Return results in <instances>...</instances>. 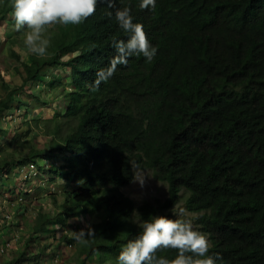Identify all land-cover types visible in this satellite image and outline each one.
<instances>
[{
	"label": "trees",
	"instance_id": "trees-1",
	"mask_svg": "<svg viewBox=\"0 0 264 264\" xmlns=\"http://www.w3.org/2000/svg\"><path fill=\"white\" fill-rule=\"evenodd\" d=\"M140 2L97 0L83 23L48 29L46 56L31 53L21 61L23 87L28 81L37 87L60 68L65 73L48 85L66 94L50 119L34 120L49 136L45 147L12 163L0 160L2 188L11 169L33 164L40 170L47 154L54 160L48 180L64 182L58 212L37 213L26 246L46 228L55 232L75 218L101 215L81 234L77 262L87 264L97 253L98 264H116L144 219L175 218L169 210L183 198L186 210L198 214L193 228L208 235L218 264H264V0H156L148 8ZM11 4H0V26L15 23ZM123 8L156 47L152 61L118 62L114 42L128 34L115 13ZM0 84L1 121L14 94L1 74ZM134 166L167 184L165 202L135 206L123 193ZM14 187L6 189L14 193ZM30 250L5 264H36L26 256ZM175 255L171 248L157 252L170 260Z\"/></svg>",
	"mask_w": 264,
	"mask_h": 264
},
{
	"label": "rangeland",
	"instance_id": "rangeland-1",
	"mask_svg": "<svg viewBox=\"0 0 264 264\" xmlns=\"http://www.w3.org/2000/svg\"><path fill=\"white\" fill-rule=\"evenodd\" d=\"M2 2L3 0H0V4ZM52 27L53 25L46 27L44 37L49 32L48 29ZM26 31V29L21 32L14 31V24L9 19L3 21L0 26V74L8 89L14 94L12 103L3 114V120L0 121V127L5 130V133L0 134V160H6L9 163H12L14 158L27 154L30 148L45 147L49 136L43 134L41 128L35 127L34 120L37 118L50 119L66 98L61 87L53 91V88H49L48 85L52 78L58 79L62 75L64 70L60 68L49 70L46 73L48 77L41 80L37 87L30 88L31 81H28L24 87L22 86L24 70L21 61H26L27 56L31 54L24 43ZM12 52L19 55V58L11 54ZM62 84L68 88L67 80H63ZM3 88L0 84V99L5 95ZM41 124L42 122L40 126ZM39 159L42 166L39 177L36 176L33 180L23 182L19 178V169L15 167L10 170L9 178H3L5 187L2 188L0 184V233L3 234L0 245H4L2 248L0 246V264L15 261L18 255L30 246L33 250H30L32 252L27 251L26 256L32 257V263L78 264L76 252L81 231L84 232L86 228L92 227L101 220V215L96 218H75L70 220L71 226L60 227L55 232L46 228L45 232L37 234L35 239L29 242V246H26V242L34 235L32 229L37 213L40 211L48 214L57 213L56 204L62 198L59 187L63 185V180H48L52 177L48 169L54 160L48 154ZM56 161L59 163L60 159L56 158ZM7 185L12 187L15 185L14 193L7 190L9 187L6 189ZM122 191L135 202V206L146 202L155 205L158 202H165L168 198L167 184L155 179L150 170L136 166H134L132 182L123 187ZM184 202L183 198L178 200L169 211L175 218L191 220L194 227L198 214L186 210ZM62 234L73 238L75 243L71 248H66L67 243L60 238ZM37 254L38 256H35ZM98 259L99 255L96 253L87 261V264H98L96 262ZM102 264H109V261Z\"/></svg>",
	"mask_w": 264,
	"mask_h": 264
},
{
	"label": "clouds",
	"instance_id": "clouds-1",
	"mask_svg": "<svg viewBox=\"0 0 264 264\" xmlns=\"http://www.w3.org/2000/svg\"><path fill=\"white\" fill-rule=\"evenodd\" d=\"M155 4L156 0H141L140 7H155ZM96 5L97 0H12L14 31L27 29L25 45L31 53L43 57L49 46V40L44 37L47 26L79 25L95 12ZM115 19L128 34L126 40L114 42L118 62L126 63L132 56H143L152 61L157 49L151 44L143 25L135 22L131 10H118ZM40 174L41 169L38 177ZM140 227V233L122 247L116 264H218L221 261L218 254H209L211 242L208 235L195 230L189 219L151 216V219H144ZM81 233L85 235L83 231ZM74 243L67 244L66 248H71ZM169 248L176 250L173 259L157 256L159 250Z\"/></svg>",
	"mask_w": 264,
	"mask_h": 264
},
{
	"label": "built area",
	"instance_id": "built-area-1",
	"mask_svg": "<svg viewBox=\"0 0 264 264\" xmlns=\"http://www.w3.org/2000/svg\"><path fill=\"white\" fill-rule=\"evenodd\" d=\"M19 171H21L19 175L23 182H25V179L28 178L34 179L38 175V169L33 164H29L28 166H23L22 168L19 169Z\"/></svg>",
	"mask_w": 264,
	"mask_h": 264
}]
</instances>
